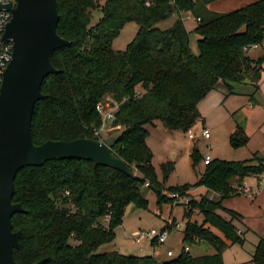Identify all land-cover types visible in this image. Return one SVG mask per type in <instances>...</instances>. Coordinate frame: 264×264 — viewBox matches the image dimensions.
Here are the masks:
<instances>
[{
	"label": "trees",
	"instance_id": "1",
	"mask_svg": "<svg viewBox=\"0 0 264 264\" xmlns=\"http://www.w3.org/2000/svg\"><path fill=\"white\" fill-rule=\"evenodd\" d=\"M55 1L56 33L70 45L53 52L51 63L59 72L47 75L41 84L44 97L35 103L31 116L33 143L99 140L94 130L102 119L96 107L110 98L118 104L112 124L120 126L118 141L110 150L133 176L79 159L20 169L12 203H20L25 213L11 217L13 231H22L14 260L17 264L41 259H47L44 264H224L223 253L231 245L241 246L244 238L234 224L241 216L225 209L223 202L239 195L237 188H242L245 178L264 174V156L257 153L241 161L211 159L193 186L166 187L173 163L160 164L159 182L145 126L160 121L169 131L186 133L201 120L198 105L209 92L224 87L227 94H233L234 84L246 82L258 90L264 54L253 60L247 52L264 40V0L225 13L208 9L218 0ZM92 11L100 12L95 24ZM188 13L196 20L189 31L182 18ZM172 15L175 21L170 28L156 26ZM131 22L138 26L135 37L123 51L114 50L113 41ZM191 34L198 36L197 55L190 49ZM250 98L255 101L254 96ZM246 141L239 129L231 145L238 147ZM192 159L194 165L202 159L197 150ZM198 186L218 199L202 196L185 205L183 240L207 244L214 250L211 255L192 257L182 250L177 258L158 262L151 255L96 253L101 245L112 243L129 204L148 207L144 188L154 193L160 206L173 201L164 191L187 196ZM194 212L202 216L200 224L193 220ZM250 262L264 264L263 237Z\"/></svg>",
	"mask_w": 264,
	"mask_h": 264
},
{
	"label": "rangeland",
	"instance_id": "2",
	"mask_svg": "<svg viewBox=\"0 0 264 264\" xmlns=\"http://www.w3.org/2000/svg\"><path fill=\"white\" fill-rule=\"evenodd\" d=\"M248 2H251V0H218V3L214 4V7L216 6V9L220 8L225 11H232L237 4L243 3L246 5ZM92 14V24H95L100 18V12L92 11ZM174 21L175 15H172L166 20L158 22L156 26L162 30L168 29ZM183 24L185 29L189 31L195 27L196 21L189 16L188 20H183ZM137 29L138 26L133 22L125 24L119 32L118 37L113 41L112 48L117 51H123L126 45L135 37ZM197 39V35L191 34L189 44L191 51L195 55L199 53L196 45ZM262 43L264 44V40ZM248 53L249 55H247L250 58L251 56L257 57L261 52L255 49ZM261 82L259 91H254L250 85L239 83L233 85V94H227V90L224 87L209 92L198 105L201 120L192 128L193 133L196 134L193 139H189L188 133H184L181 130H167L160 121L155 122L154 125H146L145 129L149 134L146 143L153 153L152 166L155 168L157 180L160 182L162 176L160 164L165 162H172L174 166L173 172L166 180V187H176L185 184L193 186L197 183L205 169V165L202 162L205 156H209L212 160L218 159L223 161L249 160L253 154L257 153L259 157L264 156V70ZM251 96L256 98L255 101L251 100ZM105 108L109 110L110 105ZM107 128L108 132L102 134V138L105 140L115 137L120 130L113 129L110 124H108ZM239 129L244 132L247 141L238 147H233L231 145V138L234 137L236 131L239 133ZM202 130L209 132L210 136L208 139L202 136ZM195 150H197L202 159L194 165L192 154ZM261 176H263V184L264 174ZM250 182H252V179H249ZM239 190L241 191L242 188H237V191ZM164 192L166 193V197H169L170 193ZM242 194L244 193L240 194L242 198L232 196L226 199L233 198L228 201L232 206L229 210L233 209L236 213L241 214L242 212L246 213L249 226H255L264 231V227L261 226V224H264V219H259L257 223L253 222L252 204L249 198ZM143 195L148 201V207L140 209L136 208L133 204H129L123 214L121 225L114 231L115 238L112 243L101 245L96 249V253L117 251L125 256H145L151 255L155 249L159 250L161 254L160 257H156V260H172L178 257L184 247L189 248L188 252L192 257L211 255L214 252L212 247L202 242H195L194 244L184 242L186 220L183 218V210L185 204H174V201H168L158 206L154 193L148 188H144ZM202 196H207L213 200L218 199L216 194L208 193L203 186L191 188L186 198L189 201L193 199L199 200ZM224 202L223 207L228 209V206L224 205ZM219 214L225 218L228 217V215L221 211H219ZM193 220L200 224L202 216L194 212ZM105 222L106 220L103 221V223ZM169 222L171 225H169ZM259 222L261 224L257 225ZM177 224H179V227L174 232H171L160 245L153 246L146 240L136 243L135 238L132 236L136 231H145L151 228L158 230L163 225L175 228ZM215 232L221 236L218 231ZM242 236L244 242L241 246L234 244L226 251L224 256L225 264L243 263L245 258L249 257V254H253L255 243L258 240L257 236L259 235L249 231L244 232ZM167 250H171L174 255L167 257Z\"/></svg>",
	"mask_w": 264,
	"mask_h": 264
},
{
	"label": "water",
	"instance_id": "3",
	"mask_svg": "<svg viewBox=\"0 0 264 264\" xmlns=\"http://www.w3.org/2000/svg\"><path fill=\"white\" fill-rule=\"evenodd\" d=\"M14 6H4L11 17L1 36L2 42L12 44V58L0 85V264H17L14 250L20 248L22 231H13L11 217L25 213L20 203H12L14 179L20 169L39 167L46 161L79 159L133 176L110 150L118 141L116 137L103 142L77 138L33 143L31 116L35 103L44 97L41 84L47 75L59 72L51 63L53 52L70 42L56 33L59 15L55 0H15Z\"/></svg>",
	"mask_w": 264,
	"mask_h": 264
},
{
	"label": "built area",
	"instance_id": "4",
	"mask_svg": "<svg viewBox=\"0 0 264 264\" xmlns=\"http://www.w3.org/2000/svg\"><path fill=\"white\" fill-rule=\"evenodd\" d=\"M8 3H10V6L15 7L14 6L15 0H0V6H1L0 8V85L2 81L3 70L6 68V66L9 64L12 58V55H11L12 44L10 42L4 43L2 42V39H1L5 26L7 25V22L9 21L11 17V12L5 9L4 7ZM251 48H254V47H251ZM109 105H110V108L109 110H107L105 107ZM117 108H118V104L113 102L110 98H106L102 103H99L97 105L96 110L98 114L100 115V118L102 119V124L99 128L94 130V135L99 137V141L103 142L105 140L102 138V134L108 132V128H107L108 124H110L113 129H118V130L120 129V126L118 125L113 126L112 124L115 119L114 112L117 110ZM192 128L186 132L188 133L189 139H193L196 136V134L193 133ZM202 136L205 139H208L210 134L206 130H202ZM210 160L211 158L209 156L203 157L202 159L203 165L208 164ZM249 191H250L249 187H246V188H243L241 191L239 190L238 193L249 192ZM169 197L173 199L174 204L183 203L186 205L189 202V199L186 198V196H180L178 193L170 194ZM169 225H171L170 222H169ZM177 227H179V224H177L175 228H172V226L164 225L163 227H161V229H158V230L151 228L145 231H136L132 236L135 238L136 243H141L146 240L153 246L160 245L167 239L168 235L171 232H174V230L177 229ZM183 251L188 252L189 248L184 247ZM173 255L174 253L172 251L167 252L168 257H172Z\"/></svg>",
	"mask_w": 264,
	"mask_h": 264
},
{
	"label": "crops",
	"instance_id": "5",
	"mask_svg": "<svg viewBox=\"0 0 264 264\" xmlns=\"http://www.w3.org/2000/svg\"><path fill=\"white\" fill-rule=\"evenodd\" d=\"M254 1H256V0H251V2H248L246 5H249V4H252ZM221 2V1H220ZM218 3V1L217 2H213V3H210L207 7H208V9L209 10H211V11H213V12H216V13H225V12H230V11H225L224 9H216V6L214 7V4H217ZM245 4H243V3H241V4H237V6L234 8V9H232V11H234V10H237V8H241V7H243V6H246ZM216 9V10H214V9ZM189 16H191L189 13L188 14H184V15H182V18H183V20H188L189 19ZM192 17V16H191ZM193 18V17H192ZM195 19V18H194ZM196 21V20H195ZM255 49H258L261 53L257 56V57H259V56H261L262 54H264V44L262 43L261 45H258V46H254V48H250L249 49V51L248 52H251L252 50L254 51ZM247 52V54L249 55V53ZM257 57H250V59H253V60H255V58H257ZM262 73H263V70H264V61L262 62ZM262 73H261V76H262ZM261 76H260V79L258 80V84H257V86H258V90L257 91H259V89H260V84L262 83L261 82ZM245 84H247V85H250V86H252V88H253V85L252 84H250V82H246ZM254 90V89H253ZM256 99V98H255ZM257 102V101H256ZM262 177V178H261ZM249 179H252V182H250L249 183ZM254 179H256V180H254ZM263 179V176H258V177H254V176H249V177H247V178H245L244 179V181H243V185H242V187L243 188H246V187H249V192H242V193H244V194H242V195H246L245 197H248L249 198V200H250V202H251V204H252V208H253V222L254 223H257L258 221H259V219H264V183L262 184V180ZM242 188V189H243ZM241 193H239V197H241L242 198V196L240 195ZM238 196H236V197H238ZM235 197V196H234ZM231 199H233V198H231ZM231 199H229V200H231ZM229 200H226L225 202H224V205H226V206H228L227 208L229 209V208H231L232 206H231V204L228 202ZM227 202V203H226ZM226 208V207H225ZM230 210H233V209H230ZM234 212H236L235 210H233ZM240 216H241V220H240V222H234V224H235V226H236V228L240 231L239 233L242 235L244 232H249V231H251V232H253V234H255V233H257V235H259V236H257L258 237V239H259V237H261L260 235H262V236H264V231L263 230H261V229H258V228H256L255 226H252V227H250L249 226V224L247 223V218H246V213H243L242 212V214L241 213H238ZM246 224V225H245ZM259 224H261L260 222L257 224V225H259ZM164 226V225H163ZM162 226V227H163ZM241 226V227H240ZM261 226L262 227H264V224H261ZM255 232V233H254ZM264 238V237H263ZM258 241V240H257ZM256 244V243H255ZM154 246H156V245H154ZM232 247V245L231 246H229L228 248H227V250L228 249H230ZM226 250V251H227ZM169 251H171V250H167V252H169ZM226 251L223 253V255H222V261H223V263H224V256H225V253H226ZM156 252H157V254H156ZM167 252H166V256H167ZM160 252H159V250H153V252H152V254H151V256L156 260V257H160ZM251 256H252V254H249V257L247 256L246 258H245V261L243 262V263H235V264H253L252 262H250V260H251ZM168 257V256H167ZM156 261H158V262H162V261H166V259H162V260H156ZM225 264V263H224Z\"/></svg>",
	"mask_w": 264,
	"mask_h": 264
}]
</instances>
